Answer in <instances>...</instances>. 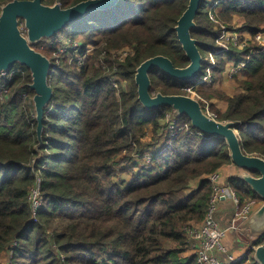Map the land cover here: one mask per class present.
<instances>
[{
	"label": "trees",
	"instance_id": "obj_1",
	"mask_svg": "<svg viewBox=\"0 0 264 264\" xmlns=\"http://www.w3.org/2000/svg\"><path fill=\"white\" fill-rule=\"evenodd\" d=\"M79 1L62 0V6ZM188 1L118 0L68 24L54 38L63 34L80 41L83 54L94 46L82 62L59 52L56 40L51 47L33 44L50 58L53 70L42 145L35 148L33 103L20 95L23 89L33 95L25 66V77L17 73L8 85L9 97L0 102V256L15 240L11 264H197L184 227L203 219L211 192L208 175L232 164L228 145L192 127L185 115L179 121L188 128L171 136L164 119L173 110L146 109L134 82L137 66L152 56L165 55L177 67L189 63L174 29ZM207 2L202 0L197 27L191 29L202 56L215 49L218 31L204 11ZM218 14L224 22L241 17V29L252 35L264 31V0H220ZM124 46L134 53L122 62L114 59V73L126 81L115 88L94 62L101 49ZM248 52L232 48L217 54L214 75L221 78L223 55L238 62ZM105 60L112 70L113 59L106 54ZM204 70L203 64L200 75ZM243 74L237 93L205 94L226 102L224 111L216 110L217 119L237 122L243 152L264 158L263 48L247 60ZM149 76L154 91L163 94H182L187 84L157 68ZM149 147V167L133 171L134 157ZM127 170L132 171L129 179L122 177ZM37 176L43 201L33 220L28 191ZM227 180L241 200L262 201L236 175ZM263 243L264 232L251 241L254 247ZM246 252L239 262L223 264H256L253 249Z\"/></svg>",
	"mask_w": 264,
	"mask_h": 264
},
{
	"label": "water",
	"instance_id": "obj_2",
	"mask_svg": "<svg viewBox=\"0 0 264 264\" xmlns=\"http://www.w3.org/2000/svg\"><path fill=\"white\" fill-rule=\"evenodd\" d=\"M118 0H82L71 6L46 4L42 0H11L5 3L0 13V72L19 64L25 66L31 76L28 87L33 91L32 103L36 120L37 144L42 145V131L45 108L53 97L49 84L52 74L51 60L33 44L60 33L68 24L85 15L109 9ZM202 0H189L186 9L174 26L178 41L189 63L177 67L172 60L162 54L152 56L141 62L134 75L138 100L148 110L169 106L176 116H187L191 126L200 132L224 138L229 149L231 162L241 170L236 176L249 185L262 199L260 206L243 221L252 234L264 232V158L246 154L240 145L235 121H220L210 117L200 102L186 94H163L151 87L149 73L155 68L178 81H191L200 75L203 56L198 49L199 40L192 37L191 29L196 28L195 17ZM22 21L26 29L23 35L19 28ZM253 249L256 264H264V243Z\"/></svg>",
	"mask_w": 264,
	"mask_h": 264
},
{
	"label": "built area",
	"instance_id": "obj_3",
	"mask_svg": "<svg viewBox=\"0 0 264 264\" xmlns=\"http://www.w3.org/2000/svg\"><path fill=\"white\" fill-rule=\"evenodd\" d=\"M45 1H51V4L58 3L62 5V0ZM219 1L220 0H209L206 9L210 20L216 24L218 22L217 18L215 17L218 14L216 10L218 8ZM2 6L3 5H0V13ZM220 25L221 28H218L217 35L215 37V49L209 50L207 54L203 56L202 63L205 64L204 73L199 75L197 78L188 81L187 84L181 88L183 92L182 94L189 95L192 98L198 100L204 111L214 119H217V116L215 113L210 111L209 104L197 94V90L202 87H206L208 84H212L214 81L213 70L216 64V55L229 51L232 48L237 50L249 48L246 59L240 60L238 62H234L228 57V55H223L222 58L225 62L224 67H226L225 73L232 78L245 67L247 60L257 53L258 47L264 49V31H258L255 34H251L249 36L248 34L234 32L233 30H230V28L223 26V24ZM19 28L21 33L25 35L26 29L22 21L19 22ZM55 40L56 39L54 36L42 39L40 41L42 45L40 46L41 48L51 47ZM56 41L60 44L59 52H65L70 60L74 59L78 62H82L85 56L91 55L94 51V46L89 45L85 48L84 54L81 53V43L73 41L69 37L59 38L58 36ZM115 51L118 52V54L115 56H117L119 62L124 61L126 57L131 56L134 53L132 47H125ZM111 54L113 55L114 53L111 52ZM115 69H117V67H115ZM17 73H19V76L22 78L26 75L25 70H23L19 65H15L13 68L7 71L0 72V100L3 99L2 102H4L9 97L10 91L8 85L12 82ZM108 79L112 82L115 88H119V85H121L123 82V79L116 73L109 76ZM27 94L28 91L25 89L20 92V95L24 98L27 96ZM31 101L32 99H30V102ZM164 121L167 123V129L169 130L171 136H175L178 131L186 129L189 126L188 123L180 124L179 117L176 116L174 112H168ZM149 150V148H146L142 154L135 156L134 161L137 162V166L133 168L134 171L149 167L150 161L152 159V154ZM221 169L222 168L220 167L208 175V180L211 184V192L203 219L199 224L193 225L189 223L185 228V234L187 236L186 240L192 248L197 264H223V262H239L243 258V255H235L230 252V247L227 244L228 234L230 231L238 230L240 224L249 218V216L262 203L251 196L241 200L236 194L235 190L228 184V182L225 181V178H228L229 176L225 174L224 169L223 171ZM225 198H230L232 200L234 204V214L232 222L227 227H221L215 219V214L218 210L220 201ZM28 200L30 202L33 220H35L37 212L40 209L43 201L41 195L40 176H37L35 184L30 187L28 191ZM15 245L16 241L13 240L10 244V247L7 248L2 254L5 256L4 264L6 263V259L8 260L12 258V249L15 247Z\"/></svg>",
	"mask_w": 264,
	"mask_h": 264
},
{
	"label": "rangeland",
	"instance_id": "obj_4",
	"mask_svg": "<svg viewBox=\"0 0 264 264\" xmlns=\"http://www.w3.org/2000/svg\"><path fill=\"white\" fill-rule=\"evenodd\" d=\"M209 1V0H208ZM208 3L209 2H207V3H205V5H204V11H206V15H207V17H208V19L210 20V18H209V15H208V12H207V6H208ZM217 13H218V8H217ZM215 18H217V24L216 23H214V22H212L211 20V22L213 23V28H214V30H218V28L220 27L221 28V25L220 24H223V26H225L226 28H232V29H230V30H233L234 32H237V33H248L247 31H245V30H243V29H241V26H242V24H243V22H244V20L241 18V17H238V16H233V18H232V21L231 22H224L222 19H220V17H219V14H217V16L215 17ZM224 27V28H225ZM248 35L250 36L251 34L250 33H248ZM63 38V37H66L65 35H63V34H60L59 35V38ZM73 40V39H72ZM73 41H76V42H78V43H80V41H78V40H73ZM49 42H50V40H49ZM42 45V44H41ZM41 47V46H40ZM125 47H130V46H124V47H122V48H125ZM38 50V49H37ZM120 50V49H119ZM40 51V50H39ZM100 51H102V53H101V55L95 60V65H96V67H98V68H101L102 70H103V73H106L107 74V77H109V76H111L112 74H114V71L116 70L115 69V67H117V62H119L118 61V58H117V56H115V55H117L118 54V52H116L115 50H109L108 52L105 50V49H101ZM94 52V51H93ZM92 52V53H93ZM111 52L112 53H114L113 55L111 54ZM106 54H108V56L109 57H111V59H113V61H114V64H113V69L112 70H110L109 68V65H108V63L106 62V60H105V57H106ZM117 61H115V60ZM101 60V61H100ZM215 68L217 67V58L215 59ZM203 65V64H202ZM20 66H22V65H20ZM204 66H205V64H204ZM225 70H226V67H224V73H223V75L227 78V80L228 81H230L231 83L227 86V87H223V89L221 90L220 88H218V89H215V90H212L213 89V87L211 86L210 87V89H206L205 87H202V88H200V89H198L197 90V94L203 99V100H205L208 104H209V109H210V111L211 112H213V113H215V115L217 116V111L216 110H219L217 107H215L213 104H212V102H211V99L212 98H215V99H218V100H221L219 97H210V96H208V95H206L205 93H213V92H219V93H223V94H226V95H230V94H234L235 92H237V91H239V89H238V80H241V79H236V78H231L230 76H228V74H226L225 73ZM214 72V71H213ZM223 76V77H224ZM221 82V81H220ZM220 82H217V83H220ZM213 83V82H212ZM122 85H124L125 84V86H126V81H124L123 80V82L121 83ZM120 86V85H119ZM228 93V94H227ZM33 96V95H32ZM32 96H30V94H27V96L25 97V100H29V99H32ZM3 101V99H1L0 100V102H2ZM223 101V100H222ZM225 102V101H224ZM28 105H29V103H28ZM217 105V104H216ZM224 121V120H223ZM151 138V134H150V130H149V133H148V135H146V137H145V139L146 140H149ZM149 151H151L152 152V150H151V148L149 147ZM163 150H165V147H163ZM147 152V151H146ZM134 160H135V157H134ZM141 163V162H140ZM226 166V165H225ZM222 169V171H223V169L225 170V167L223 166V167H221ZM134 171V170H133ZM132 171H130V170H127L125 173H123L122 174V177L123 178H127V179H129V178H131V173ZM225 174H230V172L229 171H226L225 172ZM262 202V201H261ZM189 223H191V224H193V225H197V224H199L200 223V221H191V222H188L186 225H185V227L184 228H186V226L189 224ZM245 235H247V233H244ZM248 236V235H247ZM185 237H186V239H187V236H186V234H185ZM244 236H242L241 235V239L243 240V241H246V240H249L250 241V239H249V236L245 239V238H243ZM256 238V236H254V239ZM252 240V239H251ZM187 244H188V246H189V253H192L193 254V251H192V248H191V246H190V244L187 242ZM247 248H249V246L248 247H246L245 249H247ZM239 254H241V255H243V257H245L246 255H247V252L246 251H243V253H239ZM0 261L3 263L4 261H5V256L4 255H1L0 256ZM11 261H12V259L10 258V259H6V263L5 264H11Z\"/></svg>",
	"mask_w": 264,
	"mask_h": 264
},
{
	"label": "crops",
	"instance_id": "obj_5",
	"mask_svg": "<svg viewBox=\"0 0 264 264\" xmlns=\"http://www.w3.org/2000/svg\"><path fill=\"white\" fill-rule=\"evenodd\" d=\"M244 34H248V33H244ZM223 73H224V70L220 74L221 78L214 75L213 83L208 84L205 88L210 89V87L212 86L213 87L212 90H215L218 88L223 89V87H227L231 82L227 80V78L223 75ZM244 77L245 75L243 74V69H241L233 78L243 79ZM217 82H220V83H217ZM230 95H233V94H230ZM211 102L215 107H217L221 111H224L227 105L226 102L215 99V98H212ZM224 167H225V170H224L225 172L226 171L230 172V174L229 175L227 174V176H235L239 172H241V170L233 164H229ZM225 181L228 182L227 177L225 178ZM233 214H234V204L230 198H225V199H222L219 203L218 210L216 211V214H215V219L217 220L218 224L221 227H227L232 222ZM244 233H247L250 241L249 240L243 241L241 239V235L244 236L243 238L245 239L248 237ZM254 236L256 235L252 234L251 231L247 227H245L243 223L240 224L238 230L230 231L228 234L227 244L230 247L229 248L230 252L236 255L239 253H243V251H247L250 248H253L254 246H252L251 241L254 240ZM248 246L249 248L245 249Z\"/></svg>",
	"mask_w": 264,
	"mask_h": 264
}]
</instances>
